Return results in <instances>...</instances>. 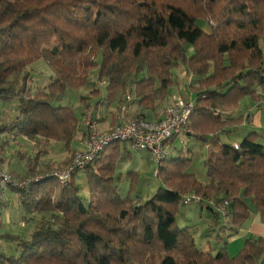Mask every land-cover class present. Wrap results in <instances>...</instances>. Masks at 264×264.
<instances>
[{
  "label": "trees",
  "instance_id": "obj_1",
  "mask_svg": "<svg viewBox=\"0 0 264 264\" xmlns=\"http://www.w3.org/2000/svg\"><path fill=\"white\" fill-rule=\"evenodd\" d=\"M263 36L264 0H0V104L14 102L16 109L0 132L33 142L37 151L28 175L48 152L42 146L61 141L70 154L76 134L86 137V126L80 127L62 96L84 86L92 70L104 87L96 106L115 102L118 111L131 90L127 110L136 103L143 115L159 106L152 117L158 118L172 101L156 104L168 98L182 65L193 94L188 124L195 130L184 135L209 148L203 158L207 182L188 170L190 151L169 150L154 165L160 186L147 199L120 195L117 142L66 181L48 175L54 167L24 188L11 187L33 227L26 239L2 235L17 240L20 252L0 254V264H257L263 237L245 238L233 256L226 245L252 212L264 219V144L252 130L235 142L237 149L219 136L230 139L250 122L236 111L243 97L262 100ZM40 59L53 72L44 86L32 73ZM88 109L97 122L102 119L97 109ZM125 145L122 151L129 154ZM79 171L88 199L75 182ZM187 194L198 196L192 203L206 209L202 236L217 232L220 246L214 250L196 245L193 226L178 224Z\"/></svg>",
  "mask_w": 264,
  "mask_h": 264
},
{
  "label": "rangeland",
  "instance_id": "obj_2",
  "mask_svg": "<svg viewBox=\"0 0 264 264\" xmlns=\"http://www.w3.org/2000/svg\"><path fill=\"white\" fill-rule=\"evenodd\" d=\"M203 25L205 26V23ZM32 69H33L32 73H34L33 75L34 80L37 81L39 80L40 82L38 84H40L41 86L47 84L49 75L53 73L52 69L42 59L35 61L32 65ZM174 72L176 73L177 79L179 80L178 83L176 82L174 86L170 87L171 88L170 92L172 91V93L174 92L178 94V95L175 94L173 95L175 98L179 97L180 95L185 102L193 101V94L187 85L189 83L190 78H186L184 76L183 66L182 65L178 66ZM88 77L89 78L84 86H82L79 89H67L62 96L63 103L72 106L74 111L78 114V118L81 117L79 125L80 127L82 126V128L85 127L86 122L89 119V116L94 115V112H91L89 109H83V108H86L87 106L86 104H88L89 101L94 102L95 104V101H92L93 100L92 97H96L97 95L99 97L104 93L103 84L96 82V70H92L89 73ZM94 89L97 90L98 94L97 93L93 94V92H95ZM125 94H129L131 97L134 98V93L131 92V90L126 91ZM246 99L250 100L247 97H243L240 100V105H239L240 110L244 109L245 107L244 104L246 102ZM171 101H172V97H171ZM157 105H159V102H157L156 106ZM79 107L83 109L84 113L80 114ZM156 108H158V110H161L159 106H157ZM156 108H153L151 110L144 109L151 111L150 116L147 115L145 116L151 118L157 116L160 111H156ZM15 114H16V109L14 102L7 104H0V128L2 125L7 126L13 120ZM134 114L135 113H132L131 116H134ZM188 127L190 128V132H189L190 134L195 132V130L190 126V123L187 124L185 128ZM4 135L0 137V142L6 141V144L4 145L6 147L5 149L1 150L3 146H0V158L2 157L0 160V165H2V163L5 161L4 158L6 159V161H10L13 153L15 155V159L19 160L22 157V155L26 153L25 150H27L26 148H28V145L30 144V140H28L23 136H15L16 138L14 140L13 138H11L13 136L12 134H10V137H8L9 134L5 132ZM10 138L12 140H10ZM183 138H184V143H181V139L183 140ZM230 139L232 140L233 138L231 137ZM118 144L121 147V151H120V158L115 167V177L120 195L125 196L128 194L132 198L136 196L141 197L143 199L149 198L160 186V180L154 174L155 164L153 163L149 153L147 151H137L129 147V143L127 142L125 146L126 149L129 151V154L128 153L125 154L126 152L124 153L122 151L125 142H119ZM169 145L170 148L173 145L175 146V153L180 150L185 153L190 151L188 153L191 157V161L188 170L191 171L199 181L207 182L208 179H207L206 170L203 166V158L205 157L209 148L205 144L201 143V141L195 138L188 137L183 134L178 136L175 140L174 139L171 140ZM78 149L79 148H77L76 150ZM40 150H44L48 152L49 150L52 151L51 154L47 152V155H49L50 157V158L48 157L50 161H43L44 163L43 164L41 163L38 170L33 171L32 174L29 173L31 176H37V174H44L50 168H54V167L56 168L57 166L58 167L65 166L67 164L66 157L64 160H62V158L65 156V153L59 151L60 149L57 144L53 145L52 143L51 144L49 143L47 145L42 146ZM53 159H55L56 161L52 162ZM14 165L15 164H13V166ZM1 169L4 170L3 168ZM4 171H6L8 174H11V176L15 179H22L25 176H30L28 174H25L23 176L17 177L9 170H4ZM133 179L135 180L134 183L132 182ZM75 182L80 189V194L84 197V199L85 198L88 199L89 193L87 189L85 173L79 171L75 176ZM200 213L202 215H200ZM204 213H206L207 215L206 209L205 212L204 210H200L197 204H193V203L187 205L180 204L176 218L180 226L183 225L193 226L194 240L198 247L214 250L217 246H220V244L215 243L216 240L215 233L217 232L212 231L209 234V237L202 236L203 232L205 233V228L207 229V221H205L206 218L204 216ZM228 245L229 243H227L226 249ZM239 248H241V245L239 246Z\"/></svg>",
  "mask_w": 264,
  "mask_h": 264
},
{
  "label": "crops",
  "instance_id": "obj_3",
  "mask_svg": "<svg viewBox=\"0 0 264 264\" xmlns=\"http://www.w3.org/2000/svg\"><path fill=\"white\" fill-rule=\"evenodd\" d=\"M261 45H262V48L264 50V36L261 40ZM174 94L178 95L174 92L173 93L171 92L170 95L168 96V98L165 99V101H163L159 105L163 106V105L169 104L171 102V97ZM100 96H102V95H100ZM92 98H93L92 101H96L98 99V95L96 97H92ZM247 98H249V97H247ZM62 103H63V101H62ZM88 105H89V107H93V108L97 109L99 115L102 118L100 121H98L99 130H101V131L106 130L107 128H109L113 124H115L116 121H118V117H117L118 113L116 111L117 110L116 109L117 104L115 102L109 103V104L108 103L99 104L96 106L94 104V102L89 101ZM244 105H245L244 109L240 110V108L238 107V109L236 111L238 113L240 112L241 114H247L248 115V121H250V122L246 121L245 123H242V125H240L241 126L240 128H242L241 131L239 132L238 135L233 136L232 140L228 139L226 137V135L225 136L220 135L219 137H220L221 141L222 142H228V143L239 142L240 139L244 136V134H246L248 131L252 130L258 134V136H259L258 142L264 144V94L262 95L261 101L255 102L251 99L250 100L246 99V102ZM83 109H88V108H83ZM83 109H81L79 107L80 114L84 113ZM139 112H140V110L137 107L136 103H133L128 107L127 115H131L132 113L137 114ZM142 113L144 116L145 115H147V116L151 115L150 110H144V111H142ZM75 115H76V117H78V114L76 112H75ZM147 116H145V117L151 118V117H147ZM79 124H80V121H79ZM81 128H82V126H81ZM5 132H7V131H1L0 137H2V135L5 134ZM7 133L9 134L8 137H10V134H12L10 132H7ZM82 134L83 133L81 131H79L76 134V137L73 139V141L71 143L72 153L77 148L82 149L84 147L83 142H82V139H83ZM11 138H13L15 140L14 135ZM11 138H10V140H12ZM51 143L53 145H55V144L58 145V147L60 149L59 151L65 153V156L62 158V160H64L66 157V161H67L72 153L68 154L65 152L64 143L61 141H56L54 143L50 142V144ZM181 143H184V138H183V140L181 139ZM5 148L6 147L4 146L3 149H5ZM26 149H27V150H25L26 153H24V155H22V157L19 160L15 159L14 153L12 154V158L10 161H6V159L4 158L5 161L2 163V165H0L1 168H3L4 170H9L10 172H12L17 177H20V176L27 174L28 166L30 164L29 162L35 156L37 150L35 149V146H34L32 141H30V144L28 145V148H26ZM169 150L171 151L172 154H174L175 153V146L173 145V146H171V148L169 146ZM48 153L51 154L52 151L49 150ZM124 153H125V151H124ZM125 154H127V153H125ZM48 157H49V155H47V154L39 157V160H38L37 165L35 167L36 170L39 169V166L41 165V163L42 164L44 163L43 161H50L48 159ZM53 161H56V160L53 159L52 162ZM13 164H15V165L13 166ZM193 204H195V203H193ZM201 213H200V215H202ZM30 216L28 214H26V212L22 208L20 200H19L18 192L15 191L13 188L0 186V254L2 256H4V257H8V256L17 257L19 255L20 249L18 246V241L12 240V239H7L6 237H2V235L3 234H9V235H13V236H18V239L19 238H21V239L28 238L31 231H32V227H33V221L30 219ZM204 216H206V214H204ZM249 236H252V237L261 236L264 238V219L262 220L260 218L259 214L256 212H252L250 214V216L248 217V219L243 223L241 228L238 230V232L235 235L228 238V240H227V243H229V245L227 247L228 254L230 256H233L238 250H240L239 246L241 245V247H242L244 239L249 237ZM242 240H243V242H242ZM257 264H264V254L261 256V258Z\"/></svg>",
  "mask_w": 264,
  "mask_h": 264
},
{
  "label": "built area",
  "instance_id": "obj_4",
  "mask_svg": "<svg viewBox=\"0 0 264 264\" xmlns=\"http://www.w3.org/2000/svg\"><path fill=\"white\" fill-rule=\"evenodd\" d=\"M130 101L131 96L127 95L117 111L118 121L106 130H99L95 115L89 116L85 125L87 135L83 140L84 147L76 151L63 168H54L48 175L55 176L61 182L66 181L74 171L85 168L107 146L115 142H128L129 147L137 151H147L153 163L158 165L169 153V142L176 136L190 132L189 127H185L192 104L180 97H173L172 103L158 118L127 115V104ZM233 147L237 149L238 145L234 143ZM41 177L37 175L15 179L0 167V186L4 187L24 188ZM183 197L185 205L199 200L195 194ZM218 210L224 213L221 208Z\"/></svg>",
  "mask_w": 264,
  "mask_h": 264
}]
</instances>
